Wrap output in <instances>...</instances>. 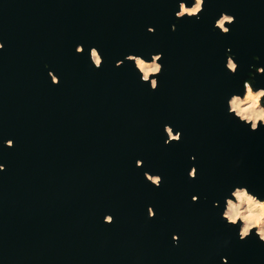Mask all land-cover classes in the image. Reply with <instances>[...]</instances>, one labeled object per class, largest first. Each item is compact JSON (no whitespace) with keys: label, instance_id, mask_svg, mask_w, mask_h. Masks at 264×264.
I'll return each mask as SVG.
<instances>
[{"label":"water","instance_id":"water-1","mask_svg":"<svg viewBox=\"0 0 264 264\" xmlns=\"http://www.w3.org/2000/svg\"><path fill=\"white\" fill-rule=\"evenodd\" d=\"M177 3L0 0V264H264V242L239 241L213 207L233 185L264 194V128L249 132L225 105L255 57L264 66V0H207L199 20H177ZM221 12L236 18L228 34L213 29ZM157 52L156 90L131 63L115 67ZM165 124L179 142L164 145Z\"/></svg>","mask_w":264,"mask_h":264},{"label":"clouds","instance_id":"clouds-1","mask_svg":"<svg viewBox=\"0 0 264 264\" xmlns=\"http://www.w3.org/2000/svg\"><path fill=\"white\" fill-rule=\"evenodd\" d=\"M207 0H178L175 11V18L181 20L185 17L196 20L200 19L204 11ZM235 16L228 12H221L219 17L213 24V29L220 34H228L230 26L235 22ZM171 31H176V25L171 26ZM148 34H155L153 27L147 28ZM5 42L0 41V52L4 50ZM77 54H83L84 45L77 44L75 48ZM163 53L157 52L148 56L128 54L123 59H118L115 63L116 68H120L125 62L131 63L134 66L135 72L141 83H146L150 90H156L160 74L163 70L162 60ZM88 59L91 66L99 70L103 65V57L100 50L96 47H90L88 50ZM257 64L250 65V75L242 83V89L231 93L226 98V112L238 123L244 125L249 132L255 133L259 129L264 128V86H258L256 82L257 76H264V66H257L260 63V57H255ZM47 67V66H46ZM224 67L230 75H235L238 70V62L235 55L231 54V49L226 51V60ZM48 77L52 85H58L60 78L53 71L48 72ZM163 132L167 139L164 140V145L168 146L172 142H179L182 137V132L175 130L165 124ZM14 141L6 139L4 147L12 148ZM195 156L191 157L194 162ZM142 161L137 160V167H141ZM6 171V165L0 163V173ZM197 168L193 166L188 172L189 179H196ZM144 179L159 188L162 184L161 175H153L149 172H144ZM198 201V196H192V202ZM213 207L219 210V218L226 223L227 226H238L235 235L239 241H244L249 237L255 236L259 242H264V194H258L246 184L233 185L231 190L223 197V204L219 200L213 201ZM156 215L153 207L147 208L148 219L154 218ZM114 217L107 214L104 217L105 224H112ZM254 230V231H253ZM173 246H179L180 237L178 234H173ZM221 264H229L228 259L224 256L220 258Z\"/></svg>","mask_w":264,"mask_h":264}]
</instances>
